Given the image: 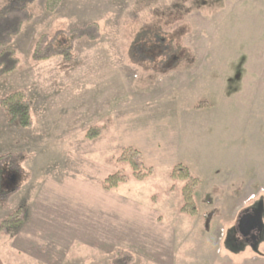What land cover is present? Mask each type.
<instances>
[{
	"label": "rangeland",
	"instance_id": "374dc122",
	"mask_svg": "<svg viewBox=\"0 0 264 264\" xmlns=\"http://www.w3.org/2000/svg\"><path fill=\"white\" fill-rule=\"evenodd\" d=\"M46 1L29 5L20 66L0 79V101L24 92L34 124L9 123L0 104V157L20 166L0 223L27 212L0 232V264H112L118 249L133 264H264V0ZM91 23L100 39L78 41L71 62L33 61L41 35ZM158 33L176 60L133 54ZM179 164L202 181L194 216ZM115 174L126 182L106 190Z\"/></svg>",
	"mask_w": 264,
	"mask_h": 264
},
{
	"label": "trees",
	"instance_id": "16d2710c",
	"mask_svg": "<svg viewBox=\"0 0 264 264\" xmlns=\"http://www.w3.org/2000/svg\"><path fill=\"white\" fill-rule=\"evenodd\" d=\"M36 0H5V4L0 8V79L14 73L20 66L21 60L12 43L23 30L26 23L33 20L34 15L29 9V5ZM61 0H47L46 8L50 12L58 9ZM101 37L100 26L97 23H91L85 27H76L68 31L58 30L54 34L41 35L35 45L32 59L35 62H46L53 58H62L65 62H71L74 57L75 44L86 38L91 42L97 41ZM143 38L142 45L133 47V54L136 49H140L143 56L150 60H155L157 56L169 55L170 59L176 60L177 53L171 44L167 46L166 38L161 34L155 35L152 39ZM148 44L151 46L148 47ZM150 53L149 57L146 55ZM153 52V53H152ZM145 58V59H147ZM1 107L8 116V122L18 124L23 129H31L33 127V117L30 103L27 101L24 92L13 93L0 101ZM104 131V128H94L89 134V139L98 138ZM15 155H6L0 157V200L6 201L13 193L17 191L15 180H18L20 166L15 162ZM133 162V161H132ZM134 168V176L137 180H144L149 172H141L140 165L136 162L132 163ZM172 176L187 181L182 189V197L184 206L182 212L189 215L197 214L195 203V193L201 186L202 181L193 176L191 171L182 164L175 167ZM127 178L123 174H115L106 179L104 188L113 190L126 182ZM205 201L208 204L213 203L210 194L205 195ZM26 209L20 207L15 213L3 219L0 223V232L6 234L10 229L19 228L23 225L26 218ZM213 213L208 214V220ZM135 258L129 251L118 249L112 264H133Z\"/></svg>",
	"mask_w": 264,
	"mask_h": 264
},
{
	"label": "flooded vegetation",
	"instance_id": "af4514ba",
	"mask_svg": "<svg viewBox=\"0 0 264 264\" xmlns=\"http://www.w3.org/2000/svg\"><path fill=\"white\" fill-rule=\"evenodd\" d=\"M240 231L245 232L246 234L255 232L256 230L250 232L251 229L256 228V220L252 216H248L247 218H243L240 221V225H238Z\"/></svg>",
	"mask_w": 264,
	"mask_h": 264
}]
</instances>
